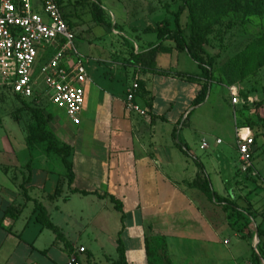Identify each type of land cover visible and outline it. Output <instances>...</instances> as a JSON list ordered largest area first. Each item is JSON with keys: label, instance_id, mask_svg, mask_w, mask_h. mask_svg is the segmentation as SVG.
<instances>
[{"label": "crops", "instance_id": "crops-1", "mask_svg": "<svg viewBox=\"0 0 264 264\" xmlns=\"http://www.w3.org/2000/svg\"><path fill=\"white\" fill-rule=\"evenodd\" d=\"M152 24L144 20L133 26L140 33L141 54L158 44L155 33L143 34L147 27L156 28ZM160 44L162 49L148 68L111 63L105 75L98 72L95 62L86 61L88 80L78 125L59 124L48 101L39 105L49 114L48 129L58 142L62 143L59 132L69 135L65 143L70 146L67 160L73 181L67 184L60 155L46 152L42 145H28L26 134L22 150L11 149L4 156L0 161V264H67L72 256L81 264H114L118 238L127 264L236 261L227 249L230 242H222L224 228L219 214L214 215L215 201L188 186L197 174L206 175L222 198L211 177L214 157L201 161L188 153L191 143L180 131L194 111L192 102L204 83L203 75L200 70L189 75L179 67L180 61H193L186 52L177 51L172 41ZM134 83L138 85L134 103L145 112L143 116L125 107L127 91ZM187 99L190 103H183ZM229 104L235 113L237 106L230 99ZM174 130L181 149L172 136ZM220 145L221 140L220 144L214 141L215 150ZM208 150L209 146L203 151ZM218 151L229 156L225 150ZM189 158L198 160L203 170ZM104 195L118 201L122 213ZM34 202L44 208L56 231L36 220ZM78 248L85 252L77 253ZM248 264H254L252 253Z\"/></svg>", "mask_w": 264, "mask_h": 264}, {"label": "rangeland", "instance_id": "rangeland-1", "mask_svg": "<svg viewBox=\"0 0 264 264\" xmlns=\"http://www.w3.org/2000/svg\"><path fill=\"white\" fill-rule=\"evenodd\" d=\"M59 1L68 27L75 36V49L84 62H95L98 72L105 75L109 74L111 63L130 68L139 65L145 67L138 60L142 55V48L138 43L140 33L133 26L144 20L153 23V26L161 19L169 20L171 13L181 3V0ZM36 2L37 0H32L34 5ZM93 6L101 8L103 23L94 21ZM38 9L39 7L37 11ZM184 19L185 14L182 26ZM221 19V23L207 37L204 46L207 54L214 58L211 71L214 86L208 94L209 100L194 108L185 123L186 128L181 127L180 131L184 139L191 143L188 145V153L194 154L201 161L214 157L211 177L215 187L223 192L221 196L224 202H215L211 206L214 215L219 214L225 229H222V242H230L228 252L236 259L230 264H248L255 245L257 249H264V236L258 240V232L264 230V4L251 15L243 16L241 12L230 11ZM174 63L172 59L171 64ZM178 65L189 75L199 70L193 62L187 64L183 60ZM231 92L238 97V105L234 109L237 115L240 110L241 121L229 104ZM36 98L35 106L47 101L39 92L36 93ZM183 103L190 102L187 99ZM177 107L175 105L174 110ZM51 112L53 117H59V124L69 126L70 122L62 111L52 107ZM42 116L49 128L51 121L47 122L49 114L44 109ZM0 118V161L3 162L4 156L11 153V149L13 152L22 150L33 116L28 107L1 83ZM182 121L183 119L180 126ZM237 122L245 127H237ZM235 129L245 130L253 139L250 166L240 161L237 146L233 148ZM165 130L168 128L165 127ZM206 130L210 132L207 133ZM58 136L62 144L66 145L65 140H68L69 135L62 131ZM216 137L222 141L217 150L214 149ZM202 140H206L208 151L199 149ZM218 150L227 151L229 156ZM198 160L190 159V162L195 164ZM255 238L258 243H254Z\"/></svg>", "mask_w": 264, "mask_h": 264}, {"label": "built area", "instance_id": "built-area-1", "mask_svg": "<svg viewBox=\"0 0 264 264\" xmlns=\"http://www.w3.org/2000/svg\"><path fill=\"white\" fill-rule=\"evenodd\" d=\"M74 38L57 0H37L36 5L32 0H0V83L23 99L35 101L39 92L71 124L78 125L88 79L86 62L75 49ZM137 89L136 83L128 89L125 107L143 116L145 112L134 103ZM237 99L231 92L232 106L238 105ZM235 137L240 161L250 166L252 137L241 130ZM215 143L220 144V140ZM207 147L202 140L199 149ZM254 250L260 264H264L256 245ZM84 252V248L77 249L79 254ZM67 264L81 263L72 256Z\"/></svg>", "mask_w": 264, "mask_h": 264}, {"label": "trees", "instance_id": "trees-1", "mask_svg": "<svg viewBox=\"0 0 264 264\" xmlns=\"http://www.w3.org/2000/svg\"><path fill=\"white\" fill-rule=\"evenodd\" d=\"M57 4L61 10L59 0H57ZM263 4L264 0H181L177 10L171 13L169 20L162 19L157 23L155 29L147 27L143 31L144 33H155L158 44L156 47H152L147 52L143 53L138 60L147 68L154 64L156 54L162 49L160 42L163 40L172 41L177 51L186 52L189 58L197 65L204 79L201 89L192 102V107H197L205 101L212 83L211 71L214 58L207 54L204 48L207 37L212 32L213 28L221 23V18L228 12H241L243 16H247L256 12ZM92 13L95 22L99 24L103 23L101 16L102 12L99 6H93ZM184 13L186 14V21L182 26L180 20ZM157 73L161 74L160 72ZM13 96L21 101L22 104L26 105L33 116V123L28 126L26 131V143H28V145H42L46 152L60 155L61 162L66 170L67 184L71 185L73 181L72 166L67 160L70 153V146L59 143L55 135L47 128L46 121L42 116V107L35 106L34 100L23 99L17 95ZM236 116L239 118V121H241L240 110L239 115H237L236 112ZM47 120V122L50 121V116L47 117ZM237 127H245V125L237 122ZM172 136L174 140L176 139L177 141V147L181 149L183 146L178 141L176 130L173 131ZM196 166L199 170H203L200 163L196 162ZM188 186L203 193L210 201H215L217 203L224 202V199L212 190L210 180L206 175L199 176L197 174L194 179L188 183ZM79 193L82 195L87 194L86 192ZM103 197H107L114 205L115 210L122 213V208L118 201L112 196L104 195ZM34 211H38L36 220L42 224L43 227L56 231L55 227L49 222L44 208L37 202H34ZM121 219H123V214L121 215ZM263 235L264 231L258 232V239L260 240ZM148 245V241L145 239L146 254L150 255ZM116 251L118 259L114 264H127L125 250L120 238L117 240ZM257 251L264 261V249L258 247ZM252 262L254 264H260L259 258L255 255L254 251L252 252Z\"/></svg>", "mask_w": 264, "mask_h": 264}, {"label": "water", "instance_id": "water-1", "mask_svg": "<svg viewBox=\"0 0 264 264\" xmlns=\"http://www.w3.org/2000/svg\"><path fill=\"white\" fill-rule=\"evenodd\" d=\"M257 239V238H256ZM258 241V240H257Z\"/></svg>", "mask_w": 264, "mask_h": 264}]
</instances>
